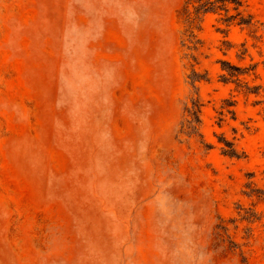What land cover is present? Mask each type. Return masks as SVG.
<instances>
[{
  "label": "rangeland",
  "instance_id": "374dc122",
  "mask_svg": "<svg viewBox=\"0 0 264 264\" xmlns=\"http://www.w3.org/2000/svg\"><path fill=\"white\" fill-rule=\"evenodd\" d=\"M245 11L0 0V264H264V0Z\"/></svg>",
  "mask_w": 264,
  "mask_h": 264
},
{
  "label": "trees",
  "instance_id": "16d2710c",
  "mask_svg": "<svg viewBox=\"0 0 264 264\" xmlns=\"http://www.w3.org/2000/svg\"><path fill=\"white\" fill-rule=\"evenodd\" d=\"M246 0H192L193 12L195 16L208 13L223 15L221 21L226 27L236 24L239 26H250L252 17L246 14ZM233 12V14H231ZM222 70L226 71L227 76L223 77L224 82L230 81L236 75L237 68L230 66L227 62H222ZM198 108V107H197ZM198 113V110H197ZM197 122L199 120L197 118ZM224 141L223 154L231 158H239L232 143Z\"/></svg>",
  "mask_w": 264,
  "mask_h": 264
}]
</instances>
